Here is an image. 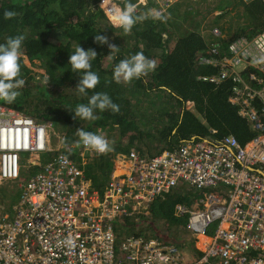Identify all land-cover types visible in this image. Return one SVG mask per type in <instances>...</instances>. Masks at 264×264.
<instances>
[{"label": "built area", "instance_id": "built-area-1", "mask_svg": "<svg viewBox=\"0 0 264 264\" xmlns=\"http://www.w3.org/2000/svg\"><path fill=\"white\" fill-rule=\"evenodd\" d=\"M121 1L104 0L101 8ZM177 1L135 3L154 2L163 16ZM211 32L225 39L218 27ZM226 42L224 52L216 40L209 55L200 54L198 63L216 72L199 79L231 81L228 100L256 134L245 143L233 134L193 136L153 155L118 152L100 187L84 165L102 153L82 146L81 166L69 155L75 143L65 145L61 134L53 143L48 122L0 105V183L12 181L18 190L16 202L0 204V264H264V64L253 63L264 29ZM116 161L124 168L117 175ZM180 187L200 193L192 206L174 207L186 217L190 247L182 235L181 244L164 238L160 225L142 231L152 203Z\"/></svg>", "mask_w": 264, "mask_h": 264}, {"label": "trees", "instance_id": "trees-1", "mask_svg": "<svg viewBox=\"0 0 264 264\" xmlns=\"http://www.w3.org/2000/svg\"><path fill=\"white\" fill-rule=\"evenodd\" d=\"M98 1L0 0V43L8 36L25 37L20 59V76L25 80V85L13 103L0 100V105L12 106L28 116L48 122L52 131L62 126L60 133L64 144L75 143L69 155L78 164L81 163L82 145L77 143L76 129L83 128L104 135L109 142V150L84 165L86 175L94 185L100 187L108 180L118 152H129L134 148L144 155H153L173 149L193 136L219 140L233 134L245 143L256 134L247 120L239 115L238 106L228 100L231 81L216 85L199 79L200 75L215 73L216 67L199 64L197 59L202 53L209 55L207 51L216 40L223 42L221 51L224 52L228 44L226 39L251 36L264 29L263 2L255 0L245 3L247 22L238 24L235 34L231 37L225 34L224 39L216 37L211 30L210 37L199 32V25L192 18V9H185L182 22L179 19L181 9L177 5L171 6V12L172 17L176 19L177 16L174 26L179 31H169L170 25L163 16L161 20L149 18L139 22L125 33L112 26L98 8ZM225 3L217 7L223 8ZM154 4L139 6L137 13H147ZM5 10L14 11L15 15L5 19ZM223 17V14L215 15V23H220ZM216 24L213 26L222 28ZM101 31L110 43L120 47L108 59L109 66L104 61L109 54L107 45L93 42V35ZM164 32H168V36L163 35ZM171 40L173 44L169 47ZM79 43L85 49L91 47L97 51V59L92 61L91 70L99 75L100 82L95 89L89 90L87 96H80L73 89L80 76L71 72V66L67 65L69 53ZM159 48L161 51L152 72L127 83L112 80V69L121 59L137 51L152 59ZM25 57L33 66L45 70L48 84L41 83L44 76L36 74L26 64ZM94 92H106L119 110L97 111L95 120H74L68 109L78 103H87ZM213 130L216 132L213 133ZM126 136L128 142L124 141ZM57 138L58 135L54 133L53 140ZM60 140L59 137L56 142ZM50 155L54 154H43L42 161L46 162ZM182 188L160 196L152 203L149 223L142 231L151 232L160 225L164 238L178 242L177 236L184 235L186 238L182 244L190 247L194 238L186 235H189L184 227L186 217L176 216L174 207L177 203L192 206L194 197L200 193L181 191Z\"/></svg>", "mask_w": 264, "mask_h": 264}, {"label": "clouds", "instance_id": "clouds-1", "mask_svg": "<svg viewBox=\"0 0 264 264\" xmlns=\"http://www.w3.org/2000/svg\"><path fill=\"white\" fill-rule=\"evenodd\" d=\"M180 1L181 0L177 2ZM241 1L247 3L244 0ZM135 2H132V0H122L120 2L121 6L113 4L103 10L101 7L104 5V0H101V3L99 0L97 6L113 27L122 29L125 33L130 32L133 26L139 22H143L149 18L161 20L163 19V16L165 17L166 15L162 16L161 11L155 8L149 9L147 13L138 14V7L143 5L137 6ZM14 15L15 12L11 10H5L3 13L5 19H11ZM213 27H211L210 30H212ZM218 28L223 32V34L225 33L222 28ZM163 35L166 36V34ZM24 39L25 37L23 35L8 36L2 43H0V100L9 104L16 100V98L20 95V90L25 85V80L20 76V59L22 56L21 49ZM93 42L102 46L107 45L109 49V54L107 56L109 58H112L120 50V47L116 44L109 42V38L106 35H103L102 31L93 35ZM258 46L260 53L253 57V63L264 64V42H259ZM95 59H97V51L95 48L90 47L85 49L80 43L75 46L71 53H69L67 65L71 66V72L77 73L80 76L79 81L73 89H75L80 96H87L89 90L95 89L100 82L99 75L95 71L91 70L92 61ZM155 67L156 64L153 59L145 56L142 51H137L136 53L121 59L114 65L112 69V80L116 83H127L147 75L149 72H152ZM42 83H47V78H45V81ZM68 110L73 114L74 120L89 121L97 119V111L103 112L105 110H111L113 112H117L119 110V106L112 101L111 97L106 92H94L88 98L87 103H78L73 108ZM76 135L78 137V144L97 153H104L110 148L106 137L98 132L78 128L76 129ZM4 182H7L11 186H15V192L13 194H16L18 197L16 184L12 183V181ZM4 182L0 183V185ZM7 199L12 200L13 198L8 197ZM6 201L5 205L7 204ZM65 243L70 245L71 240H67Z\"/></svg>", "mask_w": 264, "mask_h": 264}, {"label": "rangeland", "instance_id": "rangeland-1", "mask_svg": "<svg viewBox=\"0 0 264 264\" xmlns=\"http://www.w3.org/2000/svg\"><path fill=\"white\" fill-rule=\"evenodd\" d=\"M224 1H226V3L224 5L223 8L217 7L220 3H223ZM180 3V4H177ZM175 3L173 6L177 5L179 9H181V12L179 13V19L183 22L184 21V12L185 9H192V15H193V21L197 22L199 25V29L198 31L201 32L204 35H207L208 37H210L209 31L211 29V27L216 24L215 23V15L217 14H223L224 17L220 20V23L216 24V25H221L223 31L225 32L224 34H226L227 37H231L232 35L235 34V32L238 30V24L241 25L246 21L245 17V12H247L245 10V3L242 2L241 0H181L180 2ZM176 12H178V10H176ZM173 12H171V8L169 9L168 13L165 15L164 19H166L168 25L169 26V31H174V30H178L175 28V24L174 21L177 20V16L176 19L172 14ZM186 13V12H185ZM198 13V15H197ZM181 14V15H180ZM175 25V26H174ZM189 25V24H188ZM165 34V32L163 33ZM209 34V35H208ZM166 35L168 36V32H166ZM57 37V36H55ZM165 39H167V37H165ZM173 41L171 40L169 43V47H172ZM161 48L155 50V52L157 53V55L154 57H151L154 61H156V59H158V55L160 54ZM109 57H107L104 61L105 64H107L109 66ZM25 62L27 65H29L36 74L38 75H43V79L41 80V83L43 81H45V78L48 77V75L46 74L45 70L40 68V67H36L33 66L30 61L27 59V57H25ZM39 63V62H36ZM42 84H48V80L47 83H42ZM62 126H59V130L57 131H53V133H56V135L61 134L60 132L63 131V128H61ZM65 129V128H64ZM131 132V131H130ZM114 136L116 137V135L114 134ZM58 139V138H57ZM56 139V140H57ZM56 140H53V143H57ZM128 137L126 136L124 141L128 142ZM156 146V145H155ZM154 146V147H155ZM158 148V146L156 147ZM117 162V161H116ZM120 166L119 162H117V166L116 168ZM117 170V169H116ZM15 192V186H11L10 184H8L7 182H4L3 184L0 185V204H5L6 199L9 198H13L12 202H16L17 200V195L13 194ZM18 193V191H17ZM213 229L210 228L208 230V232H212ZM187 236H190L188 234H186ZM184 238H186L183 235ZM119 239V238H118Z\"/></svg>", "mask_w": 264, "mask_h": 264}, {"label": "bare ground", "instance_id": "bare-ground-1", "mask_svg": "<svg viewBox=\"0 0 264 264\" xmlns=\"http://www.w3.org/2000/svg\"><path fill=\"white\" fill-rule=\"evenodd\" d=\"M41 159H42V155H41ZM119 164H120V166H118L116 169V171H115V174L117 175V174H121V173H123V171H124V168H122L121 167V163L119 162ZM200 237H202V235L200 236ZM203 238V237H202ZM204 239V238H203Z\"/></svg>", "mask_w": 264, "mask_h": 264}, {"label": "crops", "instance_id": "crops-1", "mask_svg": "<svg viewBox=\"0 0 264 264\" xmlns=\"http://www.w3.org/2000/svg\"><path fill=\"white\" fill-rule=\"evenodd\" d=\"M154 59V58H153ZM157 60V59H156ZM201 238V240H200V242H199V244H201V242L203 241V238L202 237H200Z\"/></svg>", "mask_w": 264, "mask_h": 264}]
</instances>
